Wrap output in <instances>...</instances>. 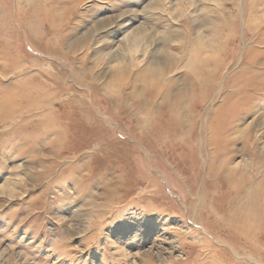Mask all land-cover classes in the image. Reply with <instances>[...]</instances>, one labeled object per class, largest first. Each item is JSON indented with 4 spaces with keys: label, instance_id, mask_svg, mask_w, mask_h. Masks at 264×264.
Masks as SVG:
<instances>
[{
    "label": "rangeland",
    "instance_id": "obj_1",
    "mask_svg": "<svg viewBox=\"0 0 264 264\" xmlns=\"http://www.w3.org/2000/svg\"><path fill=\"white\" fill-rule=\"evenodd\" d=\"M262 192L264 0H0V264H264Z\"/></svg>",
    "mask_w": 264,
    "mask_h": 264
},
{
    "label": "bare ground",
    "instance_id": "obj_2",
    "mask_svg": "<svg viewBox=\"0 0 264 264\" xmlns=\"http://www.w3.org/2000/svg\"><path fill=\"white\" fill-rule=\"evenodd\" d=\"M141 75L142 74H137L136 76H135V81H134V84H137L139 81H142V79L144 78V76H142L141 77ZM159 76V75H158ZM157 79V78H156ZM171 88H172V84H169V87L167 88V90L165 89L164 91H163V88H157V89H155V91H154V94L152 95V101H151V105H154V103H156V100L159 98L161 101H164V100H166L167 101V103H169L170 102V100H171V96H170V92H171ZM147 90V89H146ZM180 117V116H179ZM189 129V128H188ZM191 129V128H190ZM218 131H219V127H218V125H215V127H211V134H212V136H211V143H214V138H215V133L217 134L218 133ZM215 135V136H214ZM225 165H222L221 167H220V169L221 168H223ZM227 168L228 167H226L225 168V170L224 171H226L227 170ZM219 169V170H220ZM244 171V170H243ZM229 172H231V173H235V171H229ZM234 173L232 174V176L234 177L235 175H234ZM237 173V172H236ZM243 173V172H242ZM231 175V174H230ZM242 175V174H241ZM237 177V178H236ZM242 178V177H241ZM235 180H237L238 179V176L236 175L235 176V178H234ZM239 180V179H238ZM235 181L234 182V184L236 183V186H237V188L236 189H238L237 191H236V194L237 195H240V194H242L243 193V188L242 187H244V185L246 184V183H244V184H242V180L241 181ZM257 196V195H256ZM259 199L261 200V204H260V210H259V217H255L256 215L254 214L253 215V212H251V211H249V210H245V211H243V214L241 215L242 216V218H240L241 219V224L243 225L242 226V228H243V230L245 229L246 231L245 232H247V234L249 235L251 232L253 233H255V232H257V231H260V230H262V233H264V192H262V193H259ZM253 238V237H252Z\"/></svg>",
    "mask_w": 264,
    "mask_h": 264
}]
</instances>
